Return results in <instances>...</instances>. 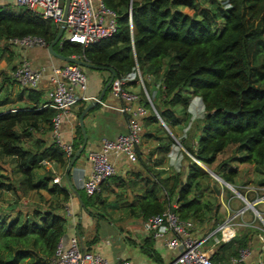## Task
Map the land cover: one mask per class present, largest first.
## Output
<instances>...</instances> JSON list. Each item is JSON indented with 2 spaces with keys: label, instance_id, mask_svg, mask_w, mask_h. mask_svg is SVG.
<instances>
[{
  "label": "trees",
  "instance_id": "trees-1",
  "mask_svg": "<svg viewBox=\"0 0 264 264\" xmlns=\"http://www.w3.org/2000/svg\"><path fill=\"white\" fill-rule=\"evenodd\" d=\"M103 2L118 15V31L113 37L88 46L64 41L58 49H55L58 43L53 49L65 56L74 55L95 66L111 69L115 77L135 73L137 68L142 76L158 77L161 84L159 101L153 100L152 104L174 136L176 126L191 120L190 101L192 97H198L204 111L201 126L197 125L194 136L197 146L195 149L192 145L185 146V139L176 136L180 145L208 167L231 145L238 154L241 153L239 163L264 167V66L258 67L250 53L253 42L264 34V0ZM57 33L58 26L50 19L25 8L15 11L9 6H0V42L4 49L9 47V39L26 35L40 36L49 45ZM256 42L264 57V40ZM16 67L13 65L9 74H3L0 91L4 84L9 87L16 84L11 76ZM26 90L31 105L14 112H0V157L15 159L21 174L18 188L13 189L18 197L20 191L22 194L34 191L42 198L40 192L44 191L55 202L51 201L47 208L35 207L30 216L0 214V264H50L56 244L65 232L66 220L61 212L70 191L53 182L55 174L52 170L39 174L37 169L43 167L44 160L65 169L69 161L59 147L54 143L47 145L40 137L33 144L26 143L23 137H32L33 131L29 130L38 123H44L51 130L55 114L50 107L39 109L43 91ZM145 105L149 107L148 103ZM175 107H180L182 118L177 115ZM145 119L148 126L154 125L153 130L159 125L154 111H150ZM160 130L165 133L156 137L160 145L154 149V155L149 151L144 160L138 148L137 161L147 176L140 177L141 180L138 176L131 183L141 181L144 189L131 202L113 206L129 209L130 216L146 220L171 206L176 197L175 211L181 220L191 219L198 226L209 224L218 213L219 204L215 198L203 196L208 189L207 185L201 186V180L207 175L205 170L181 150L183 160L188 163L180 171L163 176L166 170L153 168L165 167L167 154L176 144L163 128ZM82 141L83 135L79 123H76L72 138L74 152ZM227 165V162L219 165L216 173L234 185L235 168L229 167L220 173L221 167ZM112 179L118 186L124 185L120 176L114 175ZM106 183L102 184L101 190L107 187ZM5 188L10 191L7 184L0 181V191ZM211 193L216 190L212 188ZM100 196V192L87 195L86 200L95 205ZM81 200L87 209L82 196ZM18 206L21 205L11 203L12 210L19 209ZM249 232L236 240L235 245L231 241L221 243L211 255L212 260L225 261L229 256H237L239 249L248 245ZM150 240L151 237L145 240L146 248H149ZM261 255L264 260V250Z\"/></svg>",
  "mask_w": 264,
  "mask_h": 264
},
{
  "label": "crops",
  "instance_id": "crops-1",
  "mask_svg": "<svg viewBox=\"0 0 264 264\" xmlns=\"http://www.w3.org/2000/svg\"><path fill=\"white\" fill-rule=\"evenodd\" d=\"M16 0H0V6H9L12 9H16ZM19 8V7H18ZM22 8V7H21ZM59 29V27H58ZM63 36V33H62ZM61 36V38H62ZM8 43V42H7ZM10 45V44H9ZM61 45V44H60ZM3 44L0 42V66L4 65V67H0V84L3 82V74L10 73V69L13 65H16L23 59H27L33 67L36 68H44L43 79L41 83V87L38 90L44 92L42 103L47 101L46 91H48L50 83L49 79L53 75L54 69L64 64H68L61 59L53 56L48 51L47 47H34L30 49H19L10 45L7 49H4ZM3 48V49H2ZM56 52H59L56 50ZM9 59V60H8ZM82 68V67H81ZM88 78V87L85 92L82 93L81 96H84V99L78 101L75 107L71 108L69 114L64 118L63 123L61 125V131L64 140L71 141L73 138V134L75 131L76 123H78V117L83 111L85 107L90 105L95 99H98L101 91L104 87V81L108 80L110 77V71L108 69H89L82 68ZM138 83L136 81H131L127 84V89L135 92L140 96V103H147L145 99L144 93L137 91ZM4 88V89H3ZM3 88L0 92L6 93L12 91V95H5V98L1 101L0 107H2V112L4 111H12L14 112L18 108H24L31 105L30 101L26 97L25 94H20V91L17 93L12 90V86L9 87L8 84H4ZM157 101H159V92L154 93ZM156 101V102H157ZM102 102L109 106H118L120 101L113 97L109 89H107L102 97ZM23 103H25L23 105ZM40 104V105H41ZM27 105V106H26ZM146 106V105H145ZM202 103L198 97H192L189 106V113L192 116L195 114L196 110H201ZM47 107L39 108L44 109ZM149 108L150 105H149ZM38 109V110H39ZM81 110V111H80ZM80 111V113H79ZM1 112V111H0ZM126 115L118 112L115 109H112L108 106H103L98 104L97 106L90 109L86 115L84 116V125L87 133V143H86V151L83 156H80L78 160L74 163L71 173L69 175L70 182L72 184L73 190L68 186V183L65 179L66 169L61 167L59 164L54 162H49L48 165L52 168V172L55 176L60 177V184L65 186L70 191L69 199L64 202V207L62 210V215L65 217V232H64V240L68 241V239L76 235L80 240V244L82 248L88 251H93L101 254L104 258H106L111 263H117L122 260H128L131 264H161L164 262L171 261L180 251L177 249H168L164 245V241L162 239H154L152 238L144 227V219L135 218V217H124L126 212L125 208L116 209L113 213L110 210L106 209L102 214V210H99L98 204L95 203L94 207L89 206L86 210L83 206L80 193L78 188H81L82 179L87 177L90 173V164L86 158L87 150L93 149L98 150L101 142L104 139H114L119 134L126 133L127 131V121ZM52 121V120H51ZM143 122V135L141 144H139V152L140 155L145 160V155L151 150L160 145L159 140L156 137H159V134L155 133V131H146L150 128L148 126V122L144 120ZM186 124V122H185ZM147 126V128H146ZM177 127V126H176ZM174 128V132L178 138H181L178 135L177 128ZM29 131H33V137H40L43 140H46V144H53V137L51 130H48L44 123H38V126L34 129H30ZM39 131V132H34ZM47 131V132H45ZM146 131V133H145ZM191 132V131H190ZM197 131H194L190 134V137L185 141L188 142V145H191V139L193 138L192 143L195 141L194 136ZM145 133V134H144ZM152 135V136H150ZM175 136V137H176ZM176 137V138H177ZM177 138V139H178ZM191 138V139H190ZM55 144V143H54ZM184 147V146H183ZM178 149L176 146L172 147L170 150L169 157L171 158L172 163H168L166 167L158 166L154 167L158 170H168L170 166L174 167V171H178L179 168L183 169V160L182 154L180 150L184 152L185 148ZM157 151V150H156ZM178 157V158H177ZM110 160L113 162L116 168V175L120 176L125 182L130 179L140 177H146L147 172L141 167V164L137 162H129L126 157L115 155L113 153L109 154ZM182 161V166H181ZM151 165V163H150ZM235 168V167H233ZM236 169V168H235ZM170 171V170H168ZM164 176V175H163ZM111 179V178H110ZM109 179V180H110ZM106 183V188L100 190V195L104 192L106 193V189L108 191L114 190L118 192L119 190L114 183ZM141 180V179H140ZM63 182V183H62ZM144 189L143 183L136 182L133 183L131 193L129 192V196L131 197L134 194H139ZM44 192V191H42ZM45 196V208L50 205L51 201L55 202V199L47 194L46 192L42 193ZM207 192V191H206ZM205 192V193H206ZM207 194V193H206ZM102 196H109L108 194H103ZM208 199V196H206ZM216 202L218 200L219 211L216 213L214 220L209 222V224L198 226L191 219H189V223L192 226L193 234L198 238L207 237L208 239L203 245H207V248L204 249L210 255L215 253L216 250L219 249L221 243L232 242L233 245L236 244V240H238L246 231L243 228H247L242 226L243 224L249 225L252 220L251 214L247 215L248 210H246L240 216L238 215L234 219V227L230 225V228H233L234 236L230 240H223L221 238L220 231H215V229L226 222L228 217L235 213L237 210H240L244 206V201L242 198L238 197L236 194L232 193L227 195V192L224 191L223 188L219 189V194L214 193V197ZM111 199V197H110ZM176 199V197H175ZM175 199L172 202V205L176 206ZM220 201V202H219ZM264 203V201L262 202ZM260 203V204H262ZM105 204V203H104ZM112 204V203H111ZM259 204V203H258ZM97 208V209H96ZM113 210V209H112ZM97 215V216H96ZM105 215V216H104ZM110 215L109 217H107ZM255 216V215H254ZM105 217L108 219V223L102 222L101 218ZM218 218V223L215 219ZM251 227V226H249ZM254 228L262 231V229L257 226H253ZM213 231H215L213 233ZM249 232V231H247ZM249 241L246 247L251 249L250 255L247 257L243 264H257L259 256H261V251L264 250V236L261 232H249ZM151 237V244H149V248L144 246V242L146 239ZM220 252V251H219ZM233 257L229 256V259L225 261H217L216 264H231V259Z\"/></svg>",
  "mask_w": 264,
  "mask_h": 264
},
{
  "label": "built area",
  "instance_id": "built-area-1",
  "mask_svg": "<svg viewBox=\"0 0 264 264\" xmlns=\"http://www.w3.org/2000/svg\"><path fill=\"white\" fill-rule=\"evenodd\" d=\"M16 6L32 11L45 19L52 20L58 27L65 24L63 42L79 43L88 46L102 39L113 37L118 31L117 13L107 7L103 0H70L68 11L63 19L65 0H16ZM129 19L131 16L129 14ZM8 44L19 49L34 47H47L44 39L40 36L26 35L11 38ZM61 42V44L63 43ZM74 57V55H72ZM44 68L33 67L23 58L11 72V76L22 89L38 90L41 87ZM140 81L145 99L155 112L162 124L164 122L157 114L149 93L145 89L138 68L136 72L127 73L121 77L113 78L109 85L110 94L120 101L118 106H109L99 101L98 104L108 106L126 115L127 131L119 134L114 139H104L98 150H87L86 158L90 164V173L82 179L81 188L88 196H92L101 190L111 177L116 175V168L109 158V154L124 156L129 162H136L139 144L142 141L143 122L149 115L148 108L140 103V96L127 89L131 81ZM49 89L46 91L47 101L41 105L50 107L55 111L52 118V137L54 143L63 152L65 159L69 161L74 153L71 141L63 140L61 125L71 108L79 100L88 87V78L83 69L76 64H64L53 71L49 79ZM97 100V99H95ZM194 148L197 142H193ZM189 156L194 160L190 154ZM54 183H60V177L53 178ZM264 196L257 201H263ZM168 206L163 212L153 214L144 221V227L154 239H162L168 249H178L180 252L169 262L161 264H216L210 253L202 248L208 239L198 238L193 234V228L188 220H181L172 208ZM243 212V209L232 213L226 222L220 224L215 231H220L223 240H230L234 236V219ZM242 226H246L243 224ZM225 229L228 231L225 233ZM213 231V233L215 232ZM251 249L244 247L239 249L237 256L231 259V264H243L250 255ZM50 264H131L128 260L111 263L101 254L82 248L78 236H71L68 241L64 237L59 238ZM257 264H264L262 255Z\"/></svg>",
  "mask_w": 264,
  "mask_h": 264
},
{
  "label": "rangeland",
  "instance_id": "rangeland-1",
  "mask_svg": "<svg viewBox=\"0 0 264 264\" xmlns=\"http://www.w3.org/2000/svg\"><path fill=\"white\" fill-rule=\"evenodd\" d=\"M22 8L21 7H16V9H14L15 11H20ZM63 38L64 35L62 36V38L59 40L57 46L55 47V49H58L61 42H63ZM258 40H264V34L262 35V37L256 39L254 42L257 43L256 41ZM253 42L251 48H250V53L252 54V60L255 61V64L262 68L264 66V57L261 54V51L257 49L256 44ZM10 46V45H9ZM167 63V62H165ZM0 67H4V65H1ZM163 72V70H162ZM140 76L143 80V84L145 86V89L147 90V92L149 93V96L151 98V100L153 102H156V96H154V93L158 92L159 87L161 86L159 78L156 77L155 75H144L142 76L140 73ZM138 83L137 87V91L141 92V94H143V89H142V84L140 83V81H136ZM12 90L16 91L17 93L20 91L24 92V94L26 93V97H27V91L26 89H22L20 87L19 84H15L13 83L12 85ZM4 89V88H3ZM26 90V91H23ZM19 93V94H20ZM5 95L11 96L12 95V91L7 92L5 91V93L0 92V100H3L5 98ZM13 96V95H12ZM25 103H23L24 105ZM27 106V105H26ZM76 106V105H75ZM73 106V107H75ZM72 107V108H73ZM149 112L152 111V108L147 107ZM174 110L177 112V115L180 116L181 118L183 117V115L181 114L182 112L180 111V107H175ZM0 111H2V107H0ZM203 112H201V110L199 111L196 110L195 114L192 116L191 120L189 122H181L179 126H177V131H178V135L183 138V139H187L190 137V134H192L194 131H197V125L199 124L201 126V120H202V114ZM146 120V119H145ZM159 121V125H157V127L154 128L153 124H150V128L146 131H149L150 129L155 131V133L162 135V133H165L164 131H161L160 128H163V130H165L168 135L170 136V138L176 143V139L174 137V135L171 133L170 129L167 130V126H163V124ZM145 122V121H144ZM148 125V124H147ZM147 128V126H146ZM145 131V133H146ZM191 131V132H190ZM197 134V133H196ZM26 141V143L28 144H33L36 141V137H28L25 138L23 137ZM191 139V138H190ZM64 140V138H63ZM193 141V138L191 139ZM66 141V140H65ZM192 141H191V145H192ZM54 142V139H53ZM174 146H176L178 149H180L179 145L176 143ZM174 146H172L174 148ZM185 146H188V142H185ZM87 148V147H86ZM155 149V148H154ZM154 149L150 150V154L155 153ZM86 149L83 150V152L81 153V156H83L85 154ZM182 151V149H181ZM180 151V153H181ZM170 152L167 154V159H165L166 163H165V167L167 165H169L168 163H172L171 162V158L169 157ZM238 155H241V153L238 154V152L235 151V146L231 145L229 146L226 150H224L222 153L218 154L216 156V160L215 162L211 165V167H208L206 165H204L203 163H199V165H201V167L203 169L206 170H211L216 176L221 177L220 174H217L216 172L218 171V166L221 165L222 163H228L227 166H222L220 169V173L226 171L229 167H235L236 168V174L234 177V185H231L230 183H228L230 186L233 187L234 190H237V192L239 194H241L244 198H246V200H248L249 202H255L257 198L261 197L264 194V167H256L252 164H243V163H239L238 162ZM184 157V155H183ZM178 158V157H177ZM185 163H183V166L185 167V165L188 163L186 160H184ZM51 161H47L44 160L43 161V167H39L37 169V172L39 174L44 173V171H51L52 168L49 167L48 163ZM181 166H182V161H181ZM170 170V171H168ZM168 170H166V173L164 176L167 175H172L174 173H176V171H174V167L170 166L168 168ZM181 169L179 168L178 171H180ZM215 170V171H214ZM206 172V176L203 178V180H201V186L206 187V185L208 186V189L206 188V193L203 194V196L206 198V196H208V198H212L214 197V194L211 193V189L216 186L218 189L223 188L224 191L227 192V195L232 194L233 190L231 188H229L227 185H225L222 182H218L214 179V177L212 175H210L207 171ZM113 178V177H112ZM110 179L109 183H114L115 186L119 189L117 190L118 192L111 190L108 191V189H106V193L104 192L103 194H108L109 196H100V199L96 200V204H98L99 206V210H102V214L105 212L106 209L110 210L111 213L114 212V210H116V208L113 206L114 204H119L121 202H131L133 200V197L136 195L134 194L131 199L129 196V192L132 189L133 183H131V181L133 182L134 179H130L127 182H125V180H123V184L122 186H118L113 179ZM21 179V174L18 171V168L16 167V162L15 159L11 158V157H0V181L4 182L5 184H7V186L9 187L10 191L7 190L6 188L3 189L2 191H0V204H1V208H0V214L1 216H8V217H14L16 214L20 215V217H23L25 215L30 216V212L35 208V207H40V208H44L45 207V196L44 194H42V198L40 197L39 192H34V191H30L27 194H22L21 191L19 192L21 194L20 197L17 196V194L13 191V189H15L16 187L18 188L19 185V181ZM63 183V182H62ZM12 189V190H11ZM19 191V190H18ZM78 191L80 193V195L82 196V198L86 201L88 207H89V202L86 200V196L87 194L85 193V191L82 188H78ZM44 193V192H42ZM131 193V192H130ZM235 194V193H234ZM117 195H119L117 197ZM111 197V199H110ZM16 202L17 205H21L18 206L19 209L17 210H12L11 208V203ZM25 202V204H24ZM220 202V201H219ZM105 203V204H104ZM112 203V204H111ZM218 203V200H217ZM92 207H94V205L90 204ZM122 207L120 206L118 209H121ZM256 210L259 211V213L261 214V216L264 218V203L262 204H257L255 205ZM97 209V208H96ZM113 209V210H112ZM126 209V208H125ZM88 210V209H86ZM247 215L251 214V219L252 220L250 223H248L249 225H246L245 227L247 228H243L245 229V231H254V232H261L264 236V226L262 224V221H260V219L256 216H254L255 212L254 210H252L251 208L247 209ZM18 211H20V214L18 213ZM89 211V210H88ZM16 215V216H17ZM256 215V214H255ZM97 216V215H96ZM105 216V215H104ZM107 216V215H106ZM110 215H108L107 217H109ZM129 209H126V212L124 214V217H129ZM131 217H135V216H131ZM101 218H105V217H101ZM137 218V217H135ZM102 222H106L108 223V219H101ZM218 223V221L216 222ZM109 224V223H108ZM251 226V227H249ZM253 226H257L258 228L262 229V231L254 228ZM203 249L207 248V245H202Z\"/></svg>",
  "mask_w": 264,
  "mask_h": 264
},
{
  "label": "water",
  "instance_id": "water-1",
  "mask_svg": "<svg viewBox=\"0 0 264 264\" xmlns=\"http://www.w3.org/2000/svg\"><path fill=\"white\" fill-rule=\"evenodd\" d=\"M69 2L70 0H65V6H64V11H63V19H65L66 15H67V11H68V6H69ZM65 28V24L64 23H61L60 26H59V29H58V33L55 37V39L48 45V51L55 57L61 59L62 61L66 62V63H71V64H76L82 68H89V69H104L103 67H98V66H95L91 63H88L87 61L85 60H82L80 58H77V57H71V56H65L63 55L62 53L60 52H56L53 47L59 42V40L61 39V36H62V33H63V30ZM110 71V77L109 79L107 80V82L105 83L102 91H101V94L99 95L98 99L97 100H94L93 102L90 103V105H88L87 107H85L83 109V111L81 112V114L79 115L78 117V123H79V126H80V129H81V132H82V135H83V141H82V144L81 146L73 153L67 167H66V172L64 174L65 176V179L68 183V186L73 190L72 188V184L70 182V173H71V170H72V167L75 163V161L77 160V157L83 152V150L85 149L86 147V143H87V133H86V128H85V125H84V116L86 115V113L92 109L93 107L97 106L98 105V102L102 100V97L105 93V91L109 88V85L111 84L113 78H114V73L111 71V69H108ZM167 128V127H165ZM167 130H169L167 128ZM205 171H207L210 175H212L214 177V179L216 181H221L222 183H224L225 185H227L229 188H231L232 190H234L232 188V186H230L228 183H226L224 180H219L218 179V176H216L211 170H206L204 169ZM215 190H216V194L218 195L219 194V190H217L216 186L213 187ZM176 201V199H175ZM245 201V207L247 208H251L252 210H255L256 211V208H255V203L253 202H249L248 200L244 199ZM173 210H176L175 207L172 208ZM262 220V219H261Z\"/></svg>",
  "mask_w": 264,
  "mask_h": 264
},
{
  "label": "clouds",
  "instance_id": "clouds-1",
  "mask_svg": "<svg viewBox=\"0 0 264 264\" xmlns=\"http://www.w3.org/2000/svg\"><path fill=\"white\" fill-rule=\"evenodd\" d=\"M60 26V25H59ZM64 31V30H63ZM79 44V43H78ZM48 46V45H47ZM72 57V56H71ZM74 57H77V56H74ZM77 58H79V57H77ZM69 64H71V63H69ZM204 111V107L203 106H201V112H203ZM155 113V112H154ZM203 114V113H202ZM156 115V114H155ZM160 117V116H159ZM163 121V120H162ZM163 126H166V124L164 123L163 124ZM168 128V127H167ZM175 137V136H174ZM175 139H176V137H175ZM176 143L179 145V147H181L182 148V146L180 145V143H179V140H177L176 139ZM192 147H194L193 146V143H192ZM195 149V148H194ZM184 152L189 156V153L186 151V150H184ZM193 157V156H192ZM196 160V159H195ZM70 161V160H69ZM196 163H198L199 164V162L196 160ZM201 166V165H200ZM220 178V177H219ZM220 179H222V178H220ZM223 180V179H222ZM233 188V187H232ZM217 190H219L218 188H217ZM233 193H235L238 197H240V198H242V200L244 201V199H246V198H244L241 194H239L238 192H237V190H233ZM264 196V194L261 196V197H263ZM261 197H259V198H257L256 199V201L255 202H253V203H255V205H257L258 203L260 204V203H262L263 201H257L258 199H260ZM243 212L241 213V214H243L247 209H249V208H247V207H245V201H244V206H243ZM254 212H255V216L256 217H258L259 219H260V221H262V224H263V226H264V218L261 216V214L259 213V211L258 210H254ZM240 214V215H241ZM262 219V220H261Z\"/></svg>",
  "mask_w": 264,
  "mask_h": 264
},
{
  "label": "bare ground",
  "instance_id": "bare-ground-1",
  "mask_svg": "<svg viewBox=\"0 0 264 264\" xmlns=\"http://www.w3.org/2000/svg\"><path fill=\"white\" fill-rule=\"evenodd\" d=\"M218 179H219V180H221L219 177H218ZM219 182H221V181H219ZM227 231H228V230H227V229H225V233H226Z\"/></svg>",
  "mask_w": 264,
  "mask_h": 264
}]
</instances>
